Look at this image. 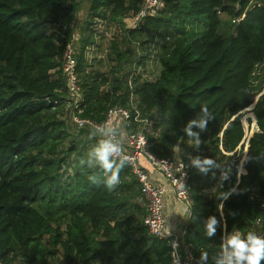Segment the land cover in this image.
I'll list each match as a JSON object with an SVG mask.
<instances>
[{
    "label": "trees",
    "instance_id": "trees-1",
    "mask_svg": "<svg viewBox=\"0 0 264 264\" xmlns=\"http://www.w3.org/2000/svg\"><path fill=\"white\" fill-rule=\"evenodd\" d=\"M164 2L160 12L129 29L124 19L141 0H0L1 264H169L167 241L144 224L145 209L136 202L140 185L128 165L112 190L103 170L85 159L74 160L75 170L65 175L78 143L66 120L61 57L65 41L75 36L80 7L85 16L74 45L82 116L99 120L108 106L133 101L150 120L151 152L189 163L192 205L182 241L197 257L208 251L206 264H216L224 236L264 233V92L251 85L256 65L264 63V0ZM183 15L205 17L206 28L174 62L161 60L154 79L133 72L117 77L119 66L132 62L122 43L129 41L133 63L144 65L151 55L147 43L160 34L169 38ZM257 95L251 112L259 131L248 141L239 173L242 110ZM204 108L213 118L206 131L193 127L200 133L196 147L183 128ZM197 156L215 166L199 172L190 163ZM91 175L100 183L93 184ZM230 189L235 192L227 200L217 199ZM209 216L218 220L211 238L204 228Z\"/></svg>",
    "mask_w": 264,
    "mask_h": 264
},
{
    "label": "built area",
    "instance_id": "built-area-1",
    "mask_svg": "<svg viewBox=\"0 0 264 264\" xmlns=\"http://www.w3.org/2000/svg\"><path fill=\"white\" fill-rule=\"evenodd\" d=\"M164 5V0H141L137 12L124 19L127 28H138L143 24L146 16L160 12ZM238 20L239 18H236L233 21ZM75 38L73 36L63 45L61 69L69 92L67 103L72 110V121L77 131L85 132L90 141L98 144L101 139L110 138L99 132L98 128L115 130L113 135L116 140L123 143L125 154L129 157L127 165L140 185L136 202L145 209L144 224L148 233L167 241L169 264H196L198 257L192 246L182 241L185 231L181 234L173 232L167 226L164 215V198L167 194L173 195L177 201L184 205L187 218L190 215L192 199L189 186V163L169 157H158L151 152L146 138L150 120L141 116L133 101L129 102V106H108L99 120L82 116L83 98L76 72ZM141 160L146 161L149 169L163 176L164 185L151 180L148 170L142 165ZM256 234L264 236L261 231H257Z\"/></svg>",
    "mask_w": 264,
    "mask_h": 264
},
{
    "label": "clouds",
    "instance_id": "clouds-1",
    "mask_svg": "<svg viewBox=\"0 0 264 264\" xmlns=\"http://www.w3.org/2000/svg\"><path fill=\"white\" fill-rule=\"evenodd\" d=\"M203 115L198 119H193L183 128L184 133L191 138L194 146L198 147L201 143L200 133L194 132L193 127L199 128L200 131L207 130V123L213 118L206 108L202 109ZM105 136L110 138L101 139L96 147H94L89 156L94 160L104 173V184L107 189L112 190L120 184V173L129 163V157L125 154L122 142L115 139L114 129L103 127L97 129ZM84 163L83 160L80 162ZM191 166L198 169L201 173H207L210 168L215 166V161L211 158H201L199 156L190 159ZM90 167L92 164L89 165ZM227 174L222 176V180L227 179ZM89 180L93 184H99L100 181L94 175L89 176ZM235 189L229 191H221L217 199L221 201L227 200ZM223 208V203L218 205ZM218 220L215 216H209L205 223V235L211 238L217 231ZM220 257L216 260V264H264V236H260L253 231L246 234L240 231L232 232L223 237L220 245ZM209 259V253L206 250H200L196 264H205Z\"/></svg>",
    "mask_w": 264,
    "mask_h": 264
},
{
    "label": "rangeland",
    "instance_id": "rangeland-1",
    "mask_svg": "<svg viewBox=\"0 0 264 264\" xmlns=\"http://www.w3.org/2000/svg\"><path fill=\"white\" fill-rule=\"evenodd\" d=\"M84 7H80L79 9V17H78V24L76 25V29L74 32L75 39L77 40L78 33L77 31L80 30V25L82 24V21L84 19ZM206 28V18L200 17V19L193 20L190 18H186L181 16L179 24L177 27L172 28V34L169 38L165 39V36L157 35L154 36L153 39L150 41V43H147V45L150 46V59L146 61V64L144 65H137L135 62L133 63L134 57L133 52L131 50H135V47L129 42L126 41L121 44V48L126 51L127 56L130 57L132 60L131 63L129 61H125L126 63H123L120 67V69L117 71V77L120 78L123 76L124 73H131L133 72L134 76L139 74L141 79H154L159 74V71L161 69V60L164 61H170L174 62L177 58L179 50L184 48L194 37L200 35ZM147 38V37H146ZM155 55V56H154ZM154 56V58H153ZM263 72H264V63H259L256 65L252 76H251V85L253 91L263 90L264 89V78H263ZM134 76H128V83L132 84V80ZM122 81V80H121ZM258 96V95H257ZM256 96V97H257ZM255 97V99H256ZM65 109L67 110L66 120L70 126V139H75L77 141L76 151L73 152L69 157V165L64 167L65 175L71 174L72 171L75 170V163L74 160L78 159V161L84 160L88 163V167L90 164L96 165L94 160H92L89 156V153L91 152V148H89L86 145H90L92 147L91 143L86 140L85 134L82 132H78L73 121H72V110L68 106V103L65 105ZM243 116L250 115V122L248 120H244L243 116L242 119L244 121L245 128H247L248 136L252 134V132L255 131L253 129V124L255 122L251 120V116L254 114L251 112L250 107L248 109L243 110L242 112ZM76 135V136H75ZM88 142H86V141ZM80 141L84 142L85 149L82 151L83 147ZM86 143V144H85ZM73 146V145H72ZM246 139H245V147L242 153V157L244 156V153L246 151ZM89 148V149H87ZM242 159V158H241ZM238 167V166H237ZM238 172H243L241 168H237Z\"/></svg>",
    "mask_w": 264,
    "mask_h": 264
},
{
    "label": "crops",
    "instance_id": "crops-1",
    "mask_svg": "<svg viewBox=\"0 0 264 264\" xmlns=\"http://www.w3.org/2000/svg\"><path fill=\"white\" fill-rule=\"evenodd\" d=\"M141 163L148 170L149 176L153 182L162 185L165 184L163 176L149 169L145 160H141ZM164 215L167 226L173 232L181 234L185 231L188 223L185 207L171 194H167L164 198Z\"/></svg>",
    "mask_w": 264,
    "mask_h": 264
},
{
    "label": "water",
    "instance_id": "water-1",
    "mask_svg": "<svg viewBox=\"0 0 264 264\" xmlns=\"http://www.w3.org/2000/svg\"><path fill=\"white\" fill-rule=\"evenodd\" d=\"M263 92H264V89L261 91L260 94H262ZM260 94H259V95H260ZM259 95L256 97L255 101L250 105V106H251L250 109H252V108L255 106L256 100L258 99ZM245 109H248V108H245ZM245 109H244V110H245ZM242 112H243V110H242ZM235 116H237V114H236ZM235 116H234V117H235ZM234 117H233V118H234ZM248 118H250V115H245V116H243V119H244L245 121H246ZM241 119H242V118H241ZM251 120H253V121L255 122L256 126H257L255 115L251 116ZM241 122H242L243 129H244V137H243L242 142H244L245 139H246V143H247L246 145L248 146V141H249L250 137L252 136L253 132H252L251 135L248 136V134H247V128H245L244 121L241 120ZM256 131H259L258 126H257V129H255L254 132H256ZM220 136H221V134H220ZM238 148H239V146H238ZM245 154H246V151H245V153H244V156H245ZM244 156H243L242 159L240 160L239 165H237V166H238L237 168H239V169L242 168V161H243V159H244ZM239 173H240V172H239Z\"/></svg>",
    "mask_w": 264,
    "mask_h": 264
},
{
    "label": "bare ground",
    "instance_id": "bare-ground-1",
    "mask_svg": "<svg viewBox=\"0 0 264 264\" xmlns=\"http://www.w3.org/2000/svg\"><path fill=\"white\" fill-rule=\"evenodd\" d=\"M249 107H251V106H249ZM249 107H248V108H249ZM241 170L244 171L243 168H241Z\"/></svg>",
    "mask_w": 264,
    "mask_h": 264
}]
</instances>
